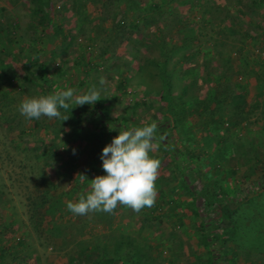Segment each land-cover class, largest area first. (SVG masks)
Listing matches in <instances>:
<instances>
[{
	"label": "rangeland",
	"instance_id": "1",
	"mask_svg": "<svg viewBox=\"0 0 264 264\" xmlns=\"http://www.w3.org/2000/svg\"><path fill=\"white\" fill-rule=\"evenodd\" d=\"M30 1L0 0V264H264V0H40L46 26ZM92 85L62 122L18 111ZM156 118L155 202L70 212Z\"/></svg>",
	"mask_w": 264,
	"mask_h": 264
},
{
	"label": "clouds",
	"instance_id": "2",
	"mask_svg": "<svg viewBox=\"0 0 264 264\" xmlns=\"http://www.w3.org/2000/svg\"><path fill=\"white\" fill-rule=\"evenodd\" d=\"M99 84H104L101 78ZM101 95V88L92 85L86 92L75 94L68 87L49 95L28 97L18 105L19 113L26 119L38 120L42 116L62 121L68 116L61 109H69L70 104L94 105ZM155 121L143 126L119 131L100 154L104 174L89 180L79 174L80 180L89 181L88 190L76 201H68L67 209L76 215L91 212H112L119 205H126L134 211L150 207L156 198L155 181L161 161L150 155L155 139Z\"/></svg>",
	"mask_w": 264,
	"mask_h": 264
},
{
	"label": "trees",
	"instance_id": "3",
	"mask_svg": "<svg viewBox=\"0 0 264 264\" xmlns=\"http://www.w3.org/2000/svg\"><path fill=\"white\" fill-rule=\"evenodd\" d=\"M30 2L32 4V6H33L34 15L37 16L38 23L41 24L42 26H46L47 25V21H46L45 16L41 12V4H40L41 2H40V0H31ZM0 28L5 31V36L7 37L8 40H11V39L14 38V35H15L14 34V24H13L12 20H10V19L3 20V22H0ZM57 32H61V29L58 26H57ZM98 109H99V113L101 115L99 118L102 119V121H105L106 124H109V122H108L109 120L106 119L108 117L107 116L108 110L103 108V107H101V106H99ZM69 110L71 112H74V113L78 111L77 108H75V106H71L69 108ZM162 116L163 117L161 119H163L164 122L165 121L166 122L169 121V116H164L163 114H162ZM154 121L156 122V124L160 123L158 121V118H156V120H154ZM107 263L108 262H106L105 264H107Z\"/></svg>",
	"mask_w": 264,
	"mask_h": 264
}]
</instances>
